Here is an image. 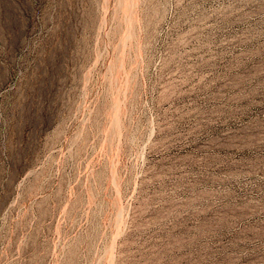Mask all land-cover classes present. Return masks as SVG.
Returning a JSON list of instances; mask_svg holds the SVG:
<instances>
[{
    "label": "rangeland",
    "instance_id": "rangeland-1",
    "mask_svg": "<svg viewBox=\"0 0 264 264\" xmlns=\"http://www.w3.org/2000/svg\"><path fill=\"white\" fill-rule=\"evenodd\" d=\"M0 264H264V0H0Z\"/></svg>",
    "mask_w": 264,
    "mask_h": 264
}]
</instances>
